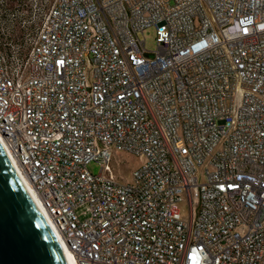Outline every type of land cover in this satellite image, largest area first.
Instances as JSON below:
<instances>
[{"label": "built area", "instance_id": "2783aa9c", "mask_svg": "<svg viewBox=\"0 0 264 264\" xmlns=\"http://www.w3.org/2000/svg\"><path fill=\"white\" fill-rule=\"evenodd\" d=\"M5 45L1 144L78 264H264V0H54Z\"/></svg>", "mask_w": 264, "mask_h": 264}, {"label": "water", "instance_id": "95a60500", "mask_svg": "<svg viewBox=\"0 0 264 264\" xmlns=\"http://www.w3.org/2000/svg\"><path fill=\"white\" fill-rule=\"evenodd\" d=\"M0 264H68L60 241L1 142Z\"/></svg>", "mask_w": 264, "mask_h": 264}, {"label": "rangeland", "instance_id": "374dc122", "mask_svg": "<svg viewBox=\"0 0 264 264\" xmlns=\"http://www.w3.org/2000/svg\"><path fill=\"white\" fill-rule=\"evenodd\" d=\"M54 0H20L14 8H9L4 0H0V4L5 5L8 9L7 16H2L1 27L10 30L13 44L23 45L24 49H28L35 36L36 32L31 28L32 24L39 25L44 14L48 11ZM140 39L145 41V49L150 52L157 50L156 33L154 28H148L143 34H140ZM153 54H150L152 57ZM140 159L130 154L114 155L111 165L113 171L120 182H130L132 179L133 169L139 166ZM88 169L93 174H98L101 167L96 163H90ZM182 219L188 220L190 211L187 200L180 204ZM78 214L81 218L87 216L86 206L78 208Z\"/></svg>", "mask_w": 264, "mask_h": 264}, {"label": "trees", "instance_id": "16d2710c", "mask_svg": "<svg viewBox=\"0 0 264 264\" xmlns=\"http://www.w3.org/2000/svg\"><path fill=\"white\" fill-rule=\"evenodd\" d=\"M4 2L6 3L7 6H9V8H14V6L16 4H18L20 2V0H4ZM52 5V4H51ZM7 9L5 7V5L3 4H0V14H2V16H7L6 14L7 13H4L3 14V11ZM38 25L36 24H32L31 28L33 29V31L36 32V29H37ZM5 27H1L0 26V40L2 41V46H3V50H5L6 52H9L12 47L10 45H5V43H8L10 42L13 46H15L12 42H13V39H12V36H11V33H10V30H8L7 28L4 29Z\"/></svg>", "mask_w": 264, "mask_h": 264}, {"label": "bare ground", "instance_id": "6f19581e", "mask_svg": "<svg viewBox=\"0 0 264 264\" xmlns=\"http://www.w3.org/2000/svg\"><path fill=\"white\" fill-rule=\"evenodd\" d=\"M1 140H2V139H1V137H0V142H1ZM25 185H26V184H25ZM26 186H27V189H28V191L30 192L31 196H33L35 202L37 203L39 209L41 210V212L43 213V215H44V217H45V211H44V209L42 208V206H41V204L39 203V201L36 199L35 195H33V189H32V187H31L30 185H26ZM45 218H46V217H45ZM50 226H51V225H50ZM51 228H52V230L54 231V227L51 226ZM54 233H55V231H54ZM59 241H60V240H59ZM60 244H61V246H62V248H63V251H64V254H65V257H66L67 263H68V264H78V262H77V260H76V258H75V256H74V254H73V252H72V251L66 246V244L62 243L61 241H60Z\"/></svg>", "mask_w": 264, "mask_h": 264}]
</instances>
